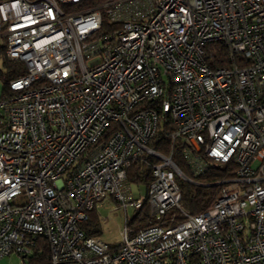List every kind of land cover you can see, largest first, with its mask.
Instances as JSON below:
<instances>
[{"label":"built area","instance_id":"2783aa9c","mask_svg":"<svg viewBox=\"0 0 264 264\" xmlns=\"http://www.w3.org/2000/svg\"><path fill=\"white\" fill-rule=\"evenodd\" d=\"M86 3L0 0L6 57L26 69L0 98V261L42 237L50 264H264V0ZM212 44L236 64L212 68ZM217 168L215 202L187 214L177 178ZM108 197L135 214L146 200L154 224L126 222L115 247L87 237Z\"/></svg>","mask_w":264,"mask_h":264},{"label":"trees","instance_id":"16d2710c","mask_svg":"<svg viewBox=\"0 0 264 264\" xmlns=\"http://www.w3.org/2000/svg\"><path fill=\"white\" fill-rule=\"evenodd\" d=\"M95 0H87L86 5H91ZM206 56L210 60L212 68L232 67L236 64L232 60V51L230 47L224 45H208L206 47ZM0 60H2L5 72L0 69V78L4 82L3 93L7 91L10 81L23 76L26 69L23 64L11 62L7 59L5 46L0 48ZM170 141L159 134L150 143V146L161 153H167L170 147ZM146 159V160H143ZM133 162L128 170V180L130 183L146 188L152 182L151 165L155 162L150 157H144ZM176 165L182 172L191 178L185 162L180 156L174 158ZM227 169L217 168L195 178L193 182L184 181L177 178V183L182 193V205L185 212L189 215H198L206 211L216 200L220 191L219 182L228 177ZM128 222V221H126ZM132 222L144 227L152 226L154 222L150 216L148 203L145 200L142 209L135 214ZM87 237H94L99 233L98 213L95 209L90 213L89 220L82 226ZM51 249L45 238H38L35 254L22 260V264H50Z\"/></svg>","mask_w":264,"mask_h":264},{"label":"rangeland","instance_id":"374dc122","mask_svg":"<svg viewBox=\"0 0 264 264\" xmlns=\"http://www.w3.org/2000/svg\"><path fill=\"white\" fill-rule=\"evenodd\" d=\"M104 31H107L104 29ZM3 40L0 39V45ZM0 69L5 72L2 60H0ZM4 82L0 78V94L2 92ZM132 193L134 197H139L146 194V187H137L135 184H131ZM98 219H99V233L96 237L100 238L104 243L111 247L119 246L123 242L124 230L127 227L126 221H128L129 231H137L144 226L138 225L132 222L135 216V211L129 207L125 211L123 202H117L114 198L108 197L97 207ZM1 262L7 264H22V258L17 255H11Z\"/></svg>","mask_w":264,"mask_h":264},{"label":"crops","instance_id":"0c3cea01","mask_svg":"<svg viewBox=\"0 0 264 264\" xmlns=\"http://www.w3.org/2000/svg\"><path fill=\"white\" fill-rule=\"evenodd\" d=\"M1 47H4V41H3L2 45H0V48H1ZM2 94H3V89H2V92H1V94H0V98H1ZM0 264H7V263H6V262H1V261H0Z\"/></svg>","mask_w":264,"mask_h":264}]
</instances>
